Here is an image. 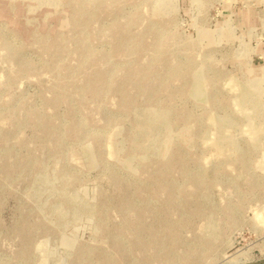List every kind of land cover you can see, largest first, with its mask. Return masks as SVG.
Masks as SVG:
<instances>
[{
    "label": "rangeland",
    "instance_id": "1",
    "mask_svg": "<svg viewBox=\"0 0 264 264\" xmlns=\"http://www.w3.org/2000/svg\"><path fill=\"white\" fill-rule=\"evenodd\" d=\"M0 264H264V0H0Z\"/></svg>",
    "mask_w": 264,
    "mask_h": 264
}]
</instances>
